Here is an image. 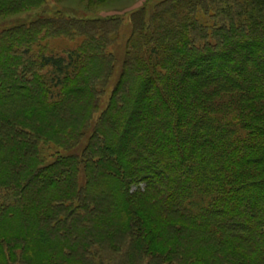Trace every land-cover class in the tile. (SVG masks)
Wrapping results in <instances>:
<instances>
[{
    "label": "trees",
    "instance_id": "1",
    "mask_svg": "<svg viewBox=\"0 0 264 264\" xmlns=\"http://www.w3.org/2000/svg\"><path fill=\"white\" fill-rule=\"evenodd\" d=\"M145 15L98 115L117 17L0 30V264H264V0Z\"/></svg>",
    "mask_w": 264,
    "mask_h": 264
},
{
    "label": "rangeland",
    "instance_id": "2",
    "mask_svg": "<svg viewBox=\"0 0 264 264\" xmlns=\"http://www.w3.org/2000/svg\"><path fill=\"white\" fill-rule=\"evenodd\" d=\"M163 0H110L102 5H89L87 0H45L43 5L35 9L22 11L16 14L0 17V30L13 24L29 23L39 17H49L57 13L66 17L74 18H109L117 17L120 23L117 32L114 34L113 42L108 50L115 58L114 72L105 88V93L101 97L99 110L94 115H98L108 101L113 86L119 76L122 63L125 57L126 45L131 36L133 23L132 14L141 8H145L146 19L148 20L153 8ZM47 53L61 54L64 50L74 49L79 45L80 39L76 41L68 40L63 37L48 40ZM53 149L45 148L43 157L50 161ZM52 154V155H50Z\"/></svg>",
    "mask_w": 264,
    "mask_h": 264
}]
</instances>
